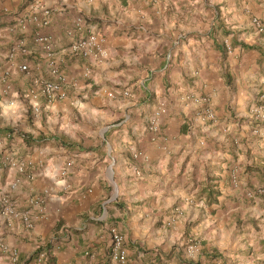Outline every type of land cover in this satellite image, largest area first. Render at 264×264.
<instances>
[{"label": "crops", "instance_id": "1", "mask_svg": "<svg viewBox=\"0 0 264 264\" xmlns=\"http://www.w3.org/2000/svg\"><path fill=\"white\" fill-rule=\"evenodd\" d=\"M44 10L47 25L30 21ZM252 15L264 21V0H0L1 71L24 91L56 80L53 64L65 92L30 97L39 114L18 136L0 118V264H38L40 252V264H113L111 227L129 264H165L179 257L171 228L196 220L208 230L200 262H243L252 245L264 264V123L251 118L264 33ZM90 32L105 57L71 51Z\"/></svg>", "mask_w": 264, "mask_h": 264}, {"label": "built area", "instance_id": "2", "mask_svg": "<svg viewBox=\"0 0 264 264\" xmlns=\"http://www.w3.org/2000/svg\"><path fill=\"white\" fill-rule=\"evenodd\" d=\"M43 14L44 16L42 18H39L37 16L31 17L30 21L37 25H40V24L47 25L48 23L47 10H44ZM75 23L77 27H81L82 20L80 18H77ZM251 25L257 33H262L264 31V23L258 17H253L251 19ZM49 41H50L49 37L46 35L38 34L35 37V42L42 44L44 49H46V51L48 52L51 51V45ZM17 47L18 49L20 48V52L22 54L26 53V48L22 41H20L17 44ZM229 47L230 46L227 44L228 49ZM71 51L74 54L81 55V56L105 57L106 55V52L104 48L102 47L101 40L99 39V36L95 32H90L88 35L75 40L71 44ZM17 68H18V71L21 73L29 72L28 65L25 62L20 63ZM50 73L55 77L56 80L33 78L32 88L29 90V93L34 96H37V94L39 93L45 96L48 101H51L56 98H59V99L64 98L65 92L62 88V83L64 82V76L60 73L57 66L53 64H50ZM1 76H2V73L0 72V78ZM33 111L34 112L39 111L37 105H34ZM206 114H207V117L213 118V113L211 112V110L207 109ZM251 118L256 122L264 121V91L259 95V103L257 105L252 106ZM150 128L152 130L157 129V120L155 117L150 122ZM1 147H2V141L0 140V156H1ZM9 164L10 166L17 167L19 171L23 170L22 163H16L14 160H10ZM177 211L179 213V210ZM4 212L6 214H13L12 206L11 204L7 203V201L4 204ZM109 237H110L109 257H110L111 263L129 264L128 252L125 246L124 236L122 235V233L118 231L117 228L111 227L109 228ZM198 245H199L198 241L194 239H189L187 243V252L189 254L196 253L199 248ZM3 247L4 245L2 241L0 240V248H3ZM44 257H45V253L40 252L38 254V257L36 258L37 263L40 264V262L43 261ZM15 260H16V254L14 253L12 255V261L14 262ZM141 264H147V263H141Z\"/></svg>", "mask_w": 264, "mask_h": 264}, {"label": "rangeland", "instance_id": "3", "mask_svg": "<svg viewBox=\"0 0 264 264\" xmlns=\"http://www.w3.org/2000/svg\"><path fill=\"white\" fill-rule=\"evenodd\" d=\"M160 1L163 2L164 0H160ZM254 16L255 15H252L249 18L250 23H251V19ZM262 22L264 23V21H262ZM263 33H264V31L260 34H263ZM224 36L227 37L228 34L226 33ZM18 40L19 39H17L16 41H18ZM227 41L229 42L228 43L230 46L229 48L231 49V46H232L231 41L229 39ZM19 51H20V48H19ZM0 72L2 73V76L0 78V87H2V91L4 92L0 95V118L2 119L1 121L3 123L8 122V127H12L10 129L6 130L7 132H9L10 136L12 133H14L15 136H18V134L20 133V131H19L20 125L32 127L31 126L32 125L31 120L33 118L32 116L35 115V112L33 111L34 105L30 103L29 98L32 97V99H34V97H33L34 95L29 93V90L31 89V87L26 88V90H24V91L19 90V89H17L16 86L15 87L13 86V83L15 80L12 81V79H10L11 77L8 73L2 72L1 69H0ZM26 74L27 73H20L19 76H23ZM31 84H32V82H31ZM13 94H14V96H13ZM2 96L4 97L3 99H2ZM258 103H259V98H258V101L256 103H254V105H257ZM38 114H39V112H38ZM252 121L256 124L264 123V121L256 122L253 119H252ZM10 160H11V157L8 158L7 160H5V162H7V161L9 162ZM8 166H10V164H8L7 167ZM199 196L201 197V195H199ZM199 196H197L196 202H200V199H198ZM207 197H206V201H207ZM206 201H204V203H206ZM177 210L180 211L179 208L174 209L175 214H177V212H178ZM174 212H172V213L174 214ZM198 224H199L198 220H196L195 222L185 221L184 223L179 224L176 229L173 227L171 228L169 225H165L166 230H169L171 228V230L176 231V233L178 235H180V237H178V240H177V238H175L173 245H172V248H178V251H179L178 252L179 257L174 258V259H176V263L178 261L177 259H179L180 263H183V262L189 260L190 262L194 261L193 262L194 264H204L203 262H200L201 257H202V255L200 253L203 251L202 247L204 245V241H208L206 239L207 234H208V230L205 229L204 226L202 228H200V226H198ZM195 228H198V229L194 230ZM174 237H176V236H174ZM182 238H184V241H182ZM189 239H194V240L198 241L199 248H198L197 252L194 254H189L187 252V243H188ZM248 247H249V249H246V250H248L249 253H251V255L247 256L243 262H241L240 260L238 261V260L234 259V261H233L234 264H256L252 259V253L254 251L253 247H252V245H248ZM184 248H185L186 254L182 251V249H184ZM174 259L170 256V253H169L168 256L163 257L161 262L165 263V264H172ZM196 261H197V263H196ZM152 264H154V263H152ZM187 264H189V263H187Z\"/></svg>", "mask_w": 264, "mask_h": 264}, {"label": "trees", "instance_id": "4", "mask_svg": "<svg viewBox=\"0 0 264 264\" xmlns=\"http://www.w3.org/2000/svg\"><path fill=\"white\" fill-rule=\"evenodd\" d=\"M236 44V43H235ZM244 47H248V48H253V46H247V45H243ZM255 48V47H254ZM208 197H211L212 196V192H209L207 194Z\"/></svg>", "mask_w": 264, "mask_h": 264}]
</instances>
